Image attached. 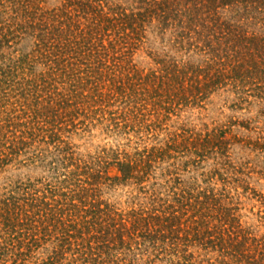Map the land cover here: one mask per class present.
<instances>
[{
	"label": "trees",
	"instance_id": "1",
	"mask_svg": "<svg viewBox=\"0 0 264 264\" xmlns=\"http://www.w3.org/2000/svg\"><path fill=\"white\" fill-rule=\"evenodd\" d=\"M10 1L13 13L24 15L27 22L4 32L1 22L6 11H2L0 1V172L31 145L29 140L52 138L54 129L59 133L64 124L76 126L78 115L92 109L78 104L90 85L96 84L100 100L97 109L103 115L102 110L117 101L121 108L113 113L121 118L134 100L142 116L152 107L150 116L158 120L173 105L191 97L201 98L203 79L223 83L232 73L241 75L242 65H251L247 51L251 45L242 24L224 20L223 14L251 18L252 9L264 15V0H134L127 7L107 0H63L53 8H45L44 0ZM153 22L172 29L174 43L180 48L185 44L189 51L218 59L226 55L223 65L227 71L209 66L215 69L209 76L210 71L204 73L201 66L171 57L165 63L158 60L162 66L149 75L134 72L129 58L143 43L141 34ZM23 28L26 30L22 32L34 37L42 65L46 66L37 78L27 77L32 67L27 56L16 61L4 51L11 42L18 43L15 40ZM253 40L255 36L250 42ZM263 41H257L260 50H264ZM16 86L21 97V101H14L18 106L6 93ZM19 107L24 110L21 120L24 116L28 120L15 121ZM58 117L59 122L51 123ZM135 120L141 131L144 119ZM126 123L132 120L126 118ZM47 125L52 129H45ZM152 129L157 126L149 124L148 132ZM211 142L206 140L205 145ZM160 155L155 147L147 146L131 154L107 155L103 162L101 156L99 162L84 161L72 153L63 159L64 172L45 188L26 184L22 193L0 198V264L164 263L174 252L183 257L177 264H194L192 254L187 253V246L193 243L191 233L186 239L178 235L182 195L176 193L170 199L155 196L150 206L123 213L96 194L105 183L118 185L133 180L144 188ZM200 227L198 224L193 229V236L201 244Z\"/></svg>",
	"mask_w": 264,
	"mask_h": 264
},
{
	"label": "rangeland",
	"instance_id": "2",
	"mask_svg": "<svg viewBox=\"0 0 264 264\" xmlns=\"http://www.w3.org/2000/svg\"><path fill=\"white\" fill-rule=\"evenodd\" d=\"M0 1H3L2 11H6L1 22L4 32L27 22L24 15L13 13L10 0ZM44 1L45 8L59 7L63 3V0ZM107 1L126 7L134 4V0ZM249 12L251 18L244 19L237 13L223 14L224 20L242 24L248 45H251L247 49L251 54V65L243 64L241 75L236 77L232 73V77L223 83H215L216 79L204 82L203 79L201 98L191 97L180 105H173L168 114L163 111L158 120L150 116L152 107L143 111L145 116H142L134 100L121 113V118L113 113L116 108H121L117 101L104 108L103 115L97 109L100 100L95 92L96 84L88 85L78 104L86 109L88 105L92 106L90 112L78 115L74 122L76 126L68 124L65 127L64 124L59 133L54 129L52 138L29 140L31 145L25 152L1 169L0 198L22 193L26 184L45 188L64 172L63 159L72 153L84 161L99 162L101 156L103 162L117 152L131 154L145 146L155 147L161 158L153 163L145 187L133 180L118 185L105 183L96 193L101 201L126 213L150 206L155 196L170 199L178 193L183 196L180 199L184 203L176 222L178 235L186 239L191 233L189 237L193 243L185 248L192 254V263L264 264V50H260V43H257L264 38V15L252 9ZM24 30L26 28L15 40L18 43L11 42L4 51L16 61L27 56L26 60L32 66L27 77L37 78L45 72L46 66L42 65L34 37L29 32H22ZM141 35L143 43L129 61L134 64V72H142L143 76L162 66L158 60L165 63L171 57L180 63L199 65L204 73L210 71L209 76L218 67H222L224 73L227 71L223 65L226 55L218 59L203 52L189 51L185 44L180 48L174 43L173 30L163 28L157 22L151 23ZM253 36L256 40L250 42ZM209 66H215V69ZM17 89L18 86L6 92L15 106L19 103L14 101H21ZM23 112L19 107L14 114L16 122L28 120L25 116L21 120ZM126 118L132 123H126ZM135 118L144 119L141 131ZM59 121L58 117L51 123ZM149 124H154L157 129L148 132ZM45 129L51 130L52 126L47 125ZM206 140H211V144L205 145ZM45 141L53 142L46 144ZM215 143L219 146L215 147ZM198 224L201 225V244L195 242L193 236V229ZM175 253L168 254L164 263L148 261L146 264H172L171 261L177 264L183 257Z\"/></svg>",
	"mask_w": 264,
	"mask_h": 264
}]
</instances>
